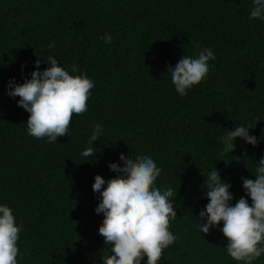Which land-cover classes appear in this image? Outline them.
I'll return each instance as SVG.
<instances>
[{"label": "trees", "instance_id": "obj_1", "mask_svg": "<svg viewBox=\"0 0 264 264\" xmlns=\"http://www.w3.org/2000/svg\"><path fill=\"white\" fill-rule=\"evenodd\" d=\"M252 7L253 0H0V206L22 225L18 264H103L111 246L98 231L102 197L92 185L97 174L116 177L109 165L123 167L121 153L151 156L162 169L154 187L173 189L169 231L177 239L158 264H246L228 254L223 222L204 234L199 213L215 169L230 184V204L245 197L251 205L243 179L255 180L264 159V19H250ZM204 48L215 56L208 74L181 96L169 68ZM49 56L94 84L88 110L53 143L28 134L30 113L7 95L10 79L22 84L36 60L41 71L50 67ZM95 124L103 131L90 145ZM240 126L254 127L255 146L236 138L229 147L228 132ZM90 146L95 154L86 158ZM252 264H264V253Z\"/></svg>", "mask_w": 264, "mask_h": 264}, {"label": "clouds", "instance_id": "obj_2", "mask_svg": "<svg viewBox=\"0 0 264 264\" xmlns=\"http://www.w3.org/2000/svg\"><path fill=\"white\" fill-rule=\"evenodd\" d=\"M250 19H264V0H253ZM106 43L111 35L101 37ZM55 45L50 43L49 49ZM196 48L201 46L197 43ZM215 56L210 48H204L193 58L183 56L174 67H170L172 83L181 96L186 90L199 84L209 71V61ZM41 61L35 62L36 70L30 79L22 84L9 80L7 95L20 97L17 101L30 116L27 120L28 134L37 139L47 136L48 142H57L58 137L68 136V130L74 115H82L88 110V97L94 87L93 81L86 74L70 75L52 56L47 58L50 67L40 70ZM77 71L76 65L72 72ZM15 85V86H14ZM254 127L240 126L228 132L229 147L233 141L243 138L255 146L257 138L250 135ZM103 129L100 124L93 126L89 140L91 145L97 141ZM95 154L93 147H88L82 155L86 158ZM124 161L121 167L111 163L109 168L116 177L107 182L100 175L95 176L93 191L100 193L102 199L95 208L97 214L103 213L104 219L99 227V234L110 245L111 255L103 264H142L147 257V264H158L163 252L177 239L169 231L171 220L177 217L170 198L171 187L161 191L154 187L162 169L157 167L151 156H137L135 159L120 154ZM255 180L243 179V188L251 198V205L241 197L231 205L233 195L230 184L221 180L217 169L211 171L202 189L209 203L206 210L199 213L202 223L200 230L204 234L210 228L223 222L221 229L226 237L227 252L236 261L252 264V261L264 253V159L259 160ZM105 183L107 186L104 187ZM22 225L17 226L13 211L9 206H0V264H18L20 252L17 241Z\"/></svg>", "mask_w": 264, "mask_h": 264}, {"label": "rangeland", "instance_id": "obj_3", "mask_svg": "<svg viewBox=\"0 0 264 264\" xmlns=\"http://www.w3.org/2000/svg\"><path fill=\"white\" fill-rule=\"evenodd\" d=\"M236 141V139L234 140V142Z\"/></svg>", "mask_w": 264, "mask_h": 264}]
</instances>
